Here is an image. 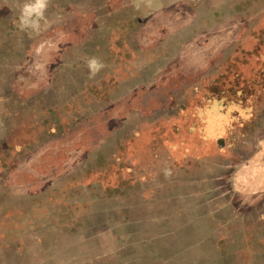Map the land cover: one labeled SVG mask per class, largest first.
<instances>
[{
	"label": "rangeland",
	"instance_id": "1",
	"mask_svg": "<svg viewBox=\"0 0 264 264\" xmlns=\"http://www.w3.org/2000/svg\"><path fill=\"white\" fill-rule=\"evenodd\" d=\"M0 264H264V0H0Z\"/></svg>",
	"mask_w": 264,
	"mask_h": 264
},
{
	"label": "clouds",
	"instance_id": "2",
	"mask_svg": "<svg viewBox=\"0 0 264 264\" xmlns=\"http://www.w3.org/2000/svg\"><path fill=\"white\" fill-rule=\"evenodd\" d=\"M41 6L42 5H36V6L26 5L25 6V13L30 15L33 11H36L37 7H41ZM90 67L92 68L93 71H96V70H98L100 65H98L95 60H92V61H90Z\"/></svg>",
	"mask_w": 264,
	"mask_h": 264
},
{
	"label": "trees",
	"instance_id": "3",
	"mask_svg": "<svg viewBox=\"0 0 264 264\" xmlns=\"http://www.w3.org/2000/svg\"><path fill=\"white\" fill-rule=\"evenodd\" d=\"M220 121L218 120V118H213L212 119V123H211V126H209L210 130L213 131V129H216V127L218 128L219 125H220Z\"/></svg>",
	"mask_w": 264,
	"mask_h": 264
}]
</instances>
